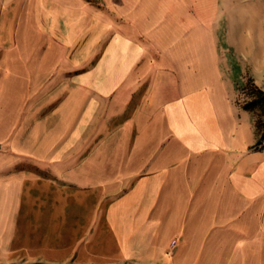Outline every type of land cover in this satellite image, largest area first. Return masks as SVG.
Listing matches in <instances>:
<instances>
[{
  "label": "crops",
  "instance_id": "1",
  "mask_svg": "<svg viewBox=\"0 0 264 264\" xmlns=\"http://www.w3.org/2000/svg\"><path fill=\"white\" fill-rule=\"evenodd\" d=\"M0 1V264H264L256 116L188 0Z\"/></svg>",
  "mask_w": 264,
  "mask_h": 264
},
{
  "label": "rangeland",
  "instance_id": "2",
  "mask_svg": "<svg viewBox=\"0 0 264 264\" xmlns=\"http://www.w3.org/2000/svg\"><path fill=\"white\" fill-rule=\"evenodd\" d=\"M187 10L183 34L188 38L190 53L206 54V58L216 48L225 53L240 74L233 97L245 108L258 99L257 88L264 91V81L257 84L249 69L255 57L264 56V0H188ZM250 111L256 116L259 139L264 134V109L258 105ZM260 146L264 147V142ZM0 150L4 152L3 147Z\"/></svg>",
  "mask_w": 264,
  "mask_h": 264
},
{
  "label": "trees",
  "instance_id": "3",
  "mask_svg": "<svg viewBox=\"0 0 264 264\" xmlns=\"http://www.w3.org/2000/svg\"><path fill=\"white\" fill-rule=\"evenodd\" d=\"M257 93H258V99H254L253 101L247 103L245 105V108L248 110H253L254 108H256L258 105H262V108L264 109V91L261 89L257 88ZM264 142V134L262 135L261 138L258 139V142L256 144V147L258 145H262V143Z\"/></svg>",
  "mask_w": 264,
  "mask_h": 264
},
{
  "label": "built area",
  "instance_id": "4",
  "mask_svg": "<svg viewBox=\"0 0 264 264\" xmlns=\"http://www.w3.org/2000/svg\"><path fill=\"white\" fill-rule=\"evenodd\" d=\"M176 244V240H174L173 242H172V245L174 246Z\"/></svg>",
  "mask_w": 264,
  "mask_h": 264
}]
</instances>
